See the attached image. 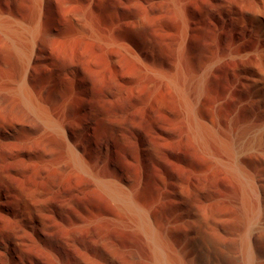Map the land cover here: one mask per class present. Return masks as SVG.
Here are the masks:
<instances>
[{
  "label": "bare ground",
  "instance_id": "1",
  "mask_svg": "<svg viewBox=\"0 0 264 264\" xmlns=\"http://www.w3.org/2000/svg\"><path fill=\"white\" fill-rule=\"evenodd\" d=\"M0 264H264V0H0Z\"/></svg>",
  "mask_w": 264,
  "mask_h": 264
}]
</instances>
